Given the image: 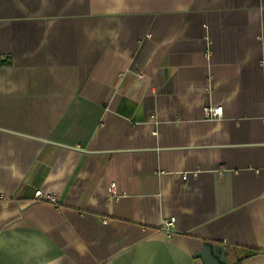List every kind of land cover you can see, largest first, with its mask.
Listing matches in <instances>:
<instances>
[{
    "label": "crops",
    "instance_id": "obj_1",
    "mask_svg": "<svg viewBox=\"0 0 264 264\" xmlns=\"http://www.w3.org/2000/svg\"><path fill=\"white\" fill-rule=\"evenodd\" d=\"M205 244L264 264V0H0V264Z\"/></svg>",
    "mask_w": 264,
    "mask_h": 264
},
{
    "label": "built area",
    "instance_id": "obj_2",
    "mask_svg": "<svg viewBox=\"0 0 264 264\" xmlns=\"http://www.w3.org/2000/svg\"><path fill=\"white\" fill-rule=\"evenodd\" d=\"M204 114H205V117L207 119L213 121V120L222 118L224 115V110H223V107L209 106V107H206L204 109ZM182 178H183V180H187L188 174L183 173ZM114 188H115V186L112 185L111 189L114 190ZM35 199L39 200V201H44L47 203H52V204H55L57 202V199L53 194L44 193L42 190L36 191ZM175 222H176V219L174 217H172L169 221L165 222V227H166L168 233H171V230L174 227Z\"/></svg>",
    "mask_w": 264,
    "mask_h": 264
},
{
    "label": "water",
    "instance_id": "obj_3",
    "mask_svg": "<svg viewBox=\"0 0 264 264\" xmlns=\"http://www.w3.org/2000/svg\"><path fill=\"white\" fill-rule=\"evenodd\" d=\"M204 264H230L226 257V248L221 245L205 244L203 250L195 254Z\"/></svg>",
    "mask_w": 264,
    "mask_h": 264
},
{
    "label": "trees",
    "instance_id": "obj_4",
    "mask_svg": "<svg viewBox=\"0 0 264 264\" xmlns=\"http://www.w3.org/2000/svg\"><path fill=\"white\" fill-rule=\"evenodd\" d=\"M258 253H256V252H251V253H248L246 256H245V258H251V257H253V256H256ZM244 258V259H245ZM237 264H240V261L239 262H237Z\"/></svg>",
    "mask_w": 264,
    "mask_h": 264
}]
</instances>
